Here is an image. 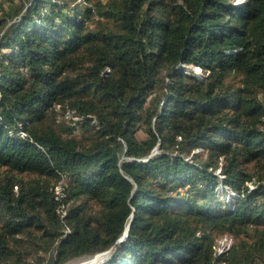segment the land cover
Listing matches in <instances>:
<instances>
[{
    "label": "trees",
    "instance_id": "trees-1",
    "mask_svg": "<svg viewBox=\"0 0 264 264\" xmlns=\"http://www.w3.org/2000/svg\"><path fill=\"white\" fill-rule=\"evenodd\" d=\"M110 248L264 264V0H0V264Z\"/></svg>",
    "mask_w": 264,
    "mask_h": 264
},
{
    "label": "rangeland",
    "instance_id": "rangeland-1",
    "mask_svg": "<svg viewBox=\"0 0 264 264\" xmlns=\"http://www.w3.org/2000/svg\"><path fill=\"white\" fill-rule=\"evenodd\" d=\"M186 70L192 71V73L196 74L199 77H202V75H203V72L201 71V69L199 67H198V69H196V66H192V65L186 66ZM225 191L227 192L226 193L227 195H224V197L222 196L223 200L224 201H230L231 195L234 192L232 190H230L229 188H227V189L225 188ZM231 241H232V238L229 234H223V235L219 236L216 239V250H217V252H220V251L226 249L227 246L231 243ZM113 251H114V248H111V249L105 251V253H103L102 256L99 257V259L96 261L95 264H100L101 262L106 260L110 255H112ZM88 257H90V256H85V257H81L78 259H74V260L68 262L67 264H80L82 261H84Z\"/></svg>",
    "mask_w": 264,
    "mask_h": 264
},
{
    "label": "water",
    "instance_id": "water-1",
    "mask_svg": "<svg viewBox=\"0 0 264 264\" xmlns=\"http://www.w3.org/2000/svg\"><path fill=\"white\" fill-rule=\"evenodd\" d=\"M155 152H156V149H154L153 152H152L151 154H153V153H155ZM151 154H150V155H151ZM131 217H132V216L129 217L128 222H127V224H126V226H125L123 232H122L121 235L118 237V239H117L116 242H119V241L123 240V238H125V237L127 236V233H128V227H129V221H130ZM110 249H111V248H110ZM108 250H109V249H108ZM105 251H107V250H105ZM105 251L98 252V254H103ZM96 254H97V253H96Z\"/></svg>",
    "mask_w": 264,
    "mask_h": 264
},
{
    "label": "bare ground",
    "instance_id": "bare-ground-1",
    "mask_svg": "<svg viewBox=\"0 0 264 264\" xmlns=\"http://www.w3.org/2000/svg\"><path fill=\"white\" fill-rule=\"evenodd\" d=\"M100 256H102V254H98V253L94 254V255L88 257L87 259H85L84 261H82L80 264H95Z\"/></svg>",
    "mask_w": 264,
    "mask_h": 264
},
{
    "label": "built area",
    "instance_id": "built-area-1",
    "mask_svg": "<svg viewBox=\"0 0 264 264\" xmlns=\"http://www.w3.org/2000/svg\"><path fill=\"white\" fill-rule=\"evenodd\" d=\"M228 247V246H227Z\"/></svg>",
    "mask_w": 264,
    "mask_h": 264
}]
</instances>
